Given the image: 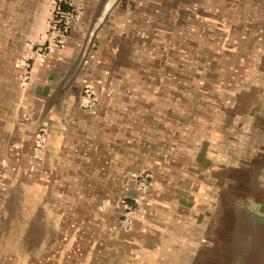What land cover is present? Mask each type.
<instances>
[{
  "label": "crops",
  "instance_id": "crops-1",
  "mask_svg": "<svg viewBox=\"0 0 264 264\" xmlns=\"http://www.w3.org/2000/svg\"><path fill=\"white\" fill-rule=\"evenodd\" d=\"M101 1L78 0L83 17L24 81L53 3L0 0V172L4 160L11 173L0 264L182 263L225 113L234 100L264 104V88L253 93L262 63L250 56L264 48L240 45L264 35V0H121L91 38ZM223 60L242 64L239 75ZM144 170L156 174L147 213L122 229V198Z\"/></svg>",
  "mask_w": 264,
  "mask_h": 264
},
{
  "label": "flooded vegetation",
  "instance_id": "flooded-vegetation-1",
  "mask_svg": "<svg viewBox=\"0 0 264 264\" xmlns=\"http://www.w3.org/2000/svg\"><path fill=\"white\" fill-rule=\"evenodd\" d=\"M129 1L122 0L123 3ZM240 45L244 48H264V35L250 42L246 39ZM220 65L236 70L237 76L242 68V64L226 60ZM254 74L257 73L254 72L247 83L236 86L237 92L246 90L248 84L251 86ZM232 104L225 113L227 120L218 127L219 133L214 138L217 147L211 155L214 168H208L200 176L203 183L200 213L190 225L194 226V232L190 231L185 237L184 254L176 256V259H182L180 264H219L226 253L228 241L239 229L251 228L249 220L253 213L260 210L257 206L264 202V114L248 111L238 100ZM1 166L0 176L5 171L8 176L2 179L0 194L11 177L7 162L1 161ZM151 171L154 174L153 185L147 191L146 207L139 218L147 213L148 194L155 186L156 174ZM123 199L128 198H122L121 204Z\"/></svg>",
  "mask_w": 264,
  "mask_h": 264
},
{
  "label": "built area",
  "instance_id": "built-area-1",
  "mask_svg": "<svg viewBox=\"0 0 264 264\" xmlns=\"http://www.w3.org/2000/svg\"><path fill=\"white\" fill-rule=\"evenodd\" d=\"M52 3L53 13L48 22L47 30L40 41L32 46V51L25 62L24 81L30 79L35 59L44 57L53 48L63 45L71 31L73 23L83 17L84 8L78 3V0H52ZM83 96L85 97L84 106H94L97 102V90L95 86L88 85L84 87ZM46 140V132L42 129L36 135L35 151L37 154L40 153ZM5 164L4 162L3 165ZM7 176L6 171L3 176H0V188L2 186V179ZM153 178L154 174L151 170H144L133 176L136 193L126 200L123 199V208L119 220L121 228H130L134 220L143 214L146 207L147 191L153 185Z\"/></svg>",
  "mask_w": 264,
  "mask_h": 264
},
{
  "label": "water",
  "instance_id": "water-1",
  "mask_svg": "<svg viewBox=\"0 0 264 264\" xmlns=\"http://www.w3.org/2000/svg\"><path fill=\"white\" fill-rule=\"evenodd\" d=\"M121 0H102L97 13L93 19L90 35L91 38L95 32L106 22L112 9L118 5ZM91 40V39H90ZM259 53L251 54L262 63V71L264 72V54L257 56ZM264 88V79L261 78L255 87V95H259L261 89ZM259 97V96H258ZM254 114H264V104L261 100H256L253 105ZM260 210L253 213L250 218L252 224L249 229H239L237 234L229 241L224 257L219 264H264V202L257 206Z\"/></svg>",
  "mask_w": 264,
  "mask_h": 264
}]
</instances>
